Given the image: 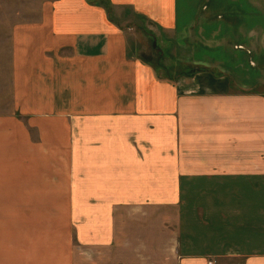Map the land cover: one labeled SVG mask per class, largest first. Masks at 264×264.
<instances>
[{
	"label": "crops",
	"instance_id": "obj_1",
	"mask_svg": "<svg viewBox=\"0 0 264 264\" xmlns=\"http://www.w3.org/2000/svg\"><path fill=\"white\" fill-rule=\"evenodd\" d=\"M184 1L43 0L34 21L3 29L14 104L67 117L73 163L88 178L69 191L66 220L57 193L53 205L40 200L39 212L53 207L49 220L0 221V264H81L97 252L109 264L122 246L115 212L171 209L195 195L199 248L178 264H264V0H187L181 15ZM120 7L154 22L170 51L165 33L199 13L192 61L205 70L162 77L119 24Z\"/></svg>",
	"mask_w": 264,
	"mask_h": 264
},
{
	"label": "rangeland",
	"instance_id": "obj_2",
	"mask_svg": "<svg viewBox=\"0 0 264 264\" xmlns=\"http://www.w3.org/2000/svg\"><path fill=\"white\" fill-rule=\"evenodd\" d=\"M42 1L3 0L0 10L1 45H8L3 29L6 31L13 24L34 21ZM188 8L185 0L181 15L187 14ZM114 13L119 24L129 30L131 42L143 49L142 59L154 64L153 60L162 77L179 81L205 70L200 63L192 61L193 55L198 57L200 53L199 13L194 19L179 20L177 28L181 31L178 35L173 31L171 35L165 33L163 38L171 39V51L163 42H158L162 37L156 35L158 29L154 22L124 7L116 8ZM187 28L192 32L183 34ZM3 63L0 58V189H4L0 193V221L49 220L53 207L45 203L43 211L46 209V212H39L43 203L40 200L47 199L48 204L53 205L57 193L64 201L63 215L66 220L67 200L71 198L69 191L87 186V165L82 163L78 169L75 168L71 136L65 130L67 117L40 113L38 102L29 104L35 110L31 115L21 114V107L17 101L14 104L11 97L8 70ZM68 96L64 95L65 108H69ZM61 127L64 131L60 130ZM9 189H14L15 194H6ZM39 189L50 190V194L35 195ZM199 199L198 195L187 196V201L183 197V201L171 206V209L160 206L158 210L148 211L131 207L127 211L115 212L116 236L122 246L119 245L116 253L113 250L116 257L109 264H178L179 253L198 251L199 242L192 243L190 240H199L202 220ZM41 213H44L43 217ZM58 214L61 216V212ZM3 230L7 231V228L3 227ZM99 256L102 255L97 252L96 261H92L93 256L85 253L81 255V264H105Z\"/></svg>",
	"mask_w": 264,
	"mask_h": 264
},
{
	"label": "built area",
	"instance_id": "obj_3",
	"mask_svg": "<svg viewBox=\"0 0 264 264\" xmlns=\"http://www.w3.org/2000/svg\"><path fill=\"white\" fill-rule=\"evenodd\" d=\"M212 263V262H211Z\"/></svg>",
	"mask_w": 264,
	"mask_h": 264
},
{
	"label": "trees",
	"instance_id": "obj_4",
	"mask_svg": "<svg viewBox=\"0 0 264 264\" xmlns=\"http://www.w3.org/2000/svg\"><path fill=\"white\" fill-rule=\"evenodd\" d=\"M195 69V68H194Z\"/></svg>",
	"mask_w": 264,
	"mask_h": 264
}]
</instances>
